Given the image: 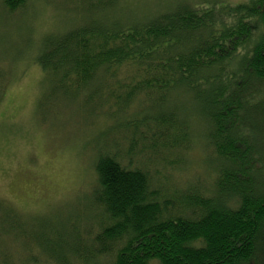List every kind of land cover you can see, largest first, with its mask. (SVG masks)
<instances>
[{
	"label": "trees",
	"instance_id": "1",
	"mask_svg": "<svg viewBox=\"0 0 264 264\" xmlns=\"http://www.w3.org/2000/svg\"><path fill=\"white\" fill-rule=\"evenodd\" d=\"M80 1L68 30L39 40L42 104L58 94L114 137L94 152L84 211L28 230L0 202L29 262L264 264V0L178 2L124 24L119 0ZM25 5L2 0L9 14ZM193 143L204 178L168 186L164 171H183Z\"/></svg>",
	"mask_w": 264,
	"mask_h": 264
},
{
	"label": "rangeland",
	"instance_id": "2",
	"mask_svg": "<svg viewBox=\"0 0 264 264\" xmlns=\"http://www.w3.org/2000/svg\"><path fill=\"white\" fill-rule=\"evenodd\" d=\"M242 1L119 0L112 17L124 24L166 12L178 2L208 6ZM84 7L80 0H26L24 8L9 14L0 0V72L6 79L0 99V202L18 211L28 230L37 216L59 218L75 208L84 211L94 180V152L114 137L108 122L96 123V118L58 94L42 104L48 81L34 62L39 40L68 30ZM4 80L0 77L1 83ZM197 144L181 163L183 171H164L168 186L185 182L184 188L195 177L202 181ZM25 241L21 230L9 231L0 215V264L7 260L32 264L28 259L35 251H26Z\"/></svg>",
	"mask_w": 264,
	"mask_h": 264
}]
</instances>
